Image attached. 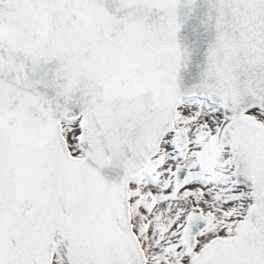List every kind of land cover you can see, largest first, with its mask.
<instances>
[{"label":"snow or ice","instance_id":"obj_1","mask_svg":"<svg viewBox=\"0 0 264 264\" xmlns=\"http://www.w3.org/2000/svg\"><path fill=\"white\" fill-rule=\"evenodd\" d=\"M0 264H264V0H0Z\"/></svg>","mask_w":264,"mask_h":264}]
</instances>
